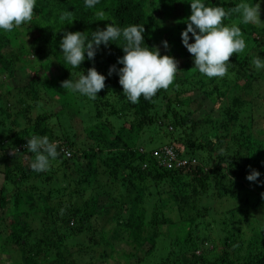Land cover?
Returning <instances> with one entry per match:
<instances>
[{
  "label": "trees",
  "instance_id": "trees-1",
  "mask_svg": "<svg viewBox=\"0 0 264 264\" xmlns=\"http://www.w3.org/2000/svg\"><path fill=\"white\" fill-rule=\"evenodd\" d=\"M156 1L99 0L89 9L85 0H36L30 23L0 32L15 47L0 51V209L9 213L0 216V251L15 245L18 264H78L75 253L95 251L92 264H264V221L255 215L264 212V69L252 64L256 56L264 60V8L259 27L241 23L238 14L225 18V25L241 28L246 48L230 58L224 77L202 75L185 52L173 84L151 101L141 96L129 102L118 74L108 75L111 65L123 67L117 59L124 53L115 43L101 45L94 61L85 53L80 68L64 61L59 42L65 31L91 39L111 21L121 29L144 25L150 48L165 34L182 42L190 0ZM202 2L226 10L241 2L264 4ZM101 10L111 21H95ZM65 11L72 12V24L62 25ZM93 66L106 77L96 99L61 88L63 80L75 81ZM26 68L24 80L19 70ZM52 69L56 76L42 80L40 72ZM198 95L217 102L218 110L190 120L185 110ZM81 99L91 110L84 127ZM126 123L129 131H149V141L165 143L147 148L141 138L128 145L121 136ZM34 135L58 144L48 171L30 167L34 154L25 144ZM164 145L188 162L161 165L152 154ZM253 169L260 173L256 182L246 179ZM245 185L253 197L242 192Z\"/></svg>",
  "mask_w": 264,
  "mask_h": 264
},
{
  "label": "clouds",
  "instance_id": "clouds-1",
  "mask_svg": "<svg viewBox=\"0 0 264 264\" xmlns=\"http://www.w3.org/2000/svg\"><path fill=\"white\" fill-rule=\"evenodd\" d=\"M99 0H85L86 8H94ZM36 0H0V30L11 32L33 19ZM191 14L186 17L187 27L181 32L182 44L187 48L194 60V67L202 75L224 77L228 72L230 58L244 52L246 43L241 28L236 24L225 25L224 20L233 14L240 16V22L261 26V4L238 3L227 10L221 6H208L202 0H190ZM95 21H111L104 11L95 13ZM62 25L72 24L75 20L71 11L61 13L59 17ZM45 27L44 25H40ZM144 25H129L123 29L115 26L114 21L105 28H97L91 33V39L81 31H65L59 47L62 50L64 61L73 68H80L86 59L94 61L97 50L101 45L105 48L115 43L122 48L123 55L118 57L117 63L123 67L117 69L111 65L108 75L114 72L119 76V84L123 95L133 104L138 103L141 96L151 101L160 90H168L173 84L179 70V62L175 57L161 55L158 47H149L144 42ZM189 33L194 38L190 41ZM123 38V44L118 41ZM168 48V42H162ZM146 45V46H145ZM152 49H155L154 51ZM256 70L264 69V60L256 56L252 60ZM106 77L93 66L87 69L75 81L66 79L61 82V88L73 93H80L90 99H96L98 93L105 88ZM25 148L34 154L30 164L33 171L45 172L50 169V161L57 159L58 144L50 142L47 136H32L26 138ZM19 150L17 149V152ZM13 156L16 152L11 150ZM260 173L251 170L246 179L256 182ZM264 196V193L261 194Z\"/></svg>",
  "mask_w": 264,
  "mask_h": 264
},
{
  "label": "rangeland",
  "instance_id": "rangeland-1",
  "mask_svg": "<svg viewBox=\"0 0 264 264\" xmlns=\"http://www.w3.org/2000/svg\"><path fill=\"white\" fill-rule=\"evenodd\" d=\"M158 3L162 4V5H170V0H157ZM156 1V2H157ZM264 8V4L261 3V9ZM164 18L167 20V22L170 24L173 22V18L172 15L169 13L164 12ZM262 15V14H261ZM0 32L3 33H7L3 30H0ZM0 34V51H3L5 53H12L13 51H15V47H13L12 45H10L7 41V43H5V40L7 39V35H3ZM167 41L169 47L165 48L163 46V41ZM160 44H157V47L160 48L161 50H163L164 52H169L171 54V56L175 57V59L181 63L182 66V62H186V57L187 55L186 53H189L187 48L182 44V42L180 41H176V42H172L170 38H167L166 34L164 36V39ZM190 43L194 42V38L191 36L190 34ZM13 50V51H12ZM190 55V53H189ZM183 56V57H182ZM29 60L34 61L35 60V56H32L29 58ZM37 65V64H35ZM33 69H36V66L33 67ZM30 70H28V68L26 69H20L19 70V75L21 76V79H23L24 77H26L28 75ZM50 72V73H49ZM47 71L44 72L41 71L40 72V76L42 77V80H47L49 74L50 77H54L56 76V74L58 73V70H54L52 69L51 71ZM3 79V78H2ZM25 80V78H24ZM238 90H234V92L236 93ZM195 98V97H194ZM87 99H81V113H80V119H84L81 120V124L82 127L87 126L90 124V108L86 102ZM228 105H231L230 103H228ZM196 108V111L193 112V109ZM217 102L214 104V101H212L211 99H203V96L198 95L196 97V99L193 100L192 103H190V105L188 106V108L185 110L186 114H189V119L190 120H198L201 119L202 117H204L206 115L207 112L213 110L214 113H217ZM85 121V122H84ZM115 122L117 123V126L120 125V122H118L117 120H115ZM258 122V120H257ZM264 121H260V124L263 123ZM57 124V122H56ZM141 132V131H140ZM138 131V129H135L133 132L129 131L128 129V123H126L125 125H123L122 131H121V136L122 139L128 144V145H133L135 142H137L138 140H141V138H143L145 142H147L146 147L150 148L162 143H165L164 140L161 141H157V139H155L156 141L151 142L149 141V131H144L140 133ZM120 133V132H119ZM214 133V131H213ZM83 140V138H82ZM80 141V140H79ZM247 183V182H246ZM248 184V183H247ZM1 185V183H0ZM246 190L243 189L242 192H247L249 194L250 197H253V191H251V187L248 185H245ZM5 209H0V216L8 215V211L6 212ZM255 215L257 216V218L260 219L261 223H263L264 221V212L263 211H256ZM34 225H36V222L34 223ZM125 246V245H124ZM128 248V246H126ZM118 248V246H117ZM5 251H0V264H18L19 262V256L16 253V246L15 245H10V246H4ZM98 256V251H95L93 253H83V254H76L73 256V258L75 259V261L78 262V264H92L93 261L96 260ZM120 261H122L123 259L120 258L118 259ZM114 259H110L106 262V264H114ZM42 264H51L50 261L48 259H44Z\"/></svg>",
  "mask_w": 264,
  "mask_h": 264
},
{
  "label": "built area",
  "instance_id": "built-area-1",
  "mask_svg": "<svg viewBox=\"0 0 264 264\" xmlns=\"http://www.w3.org/2000/svg\"><path fill=\"white\" fill-rule=\"evenodd\" d=\"M65 155L69 157L70 151L68 149L62 148ZM161 165L166 166L167 168H176L182 165H185L188 161L186 159H182L177 157L175 149L172 146L164 145L158 150H153L152 154ZM192 163L195 162L194 159L191 160ZM146 167V164H143V168Z\"/></svg>",
  "mask_w": 264,
  "mask_h": 264
}]
</instances>
